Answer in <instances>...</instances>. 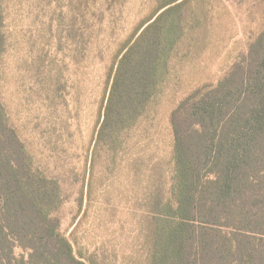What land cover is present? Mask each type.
<instances>
[{
	"label": "trees",
	"instance_id": "obj_1",
	"mask_svg": "<svg viewBox=\"0 0 264 264\" xmlns=\"http://www.w3.org/2000/svg\"><path fill=\"white\" fill-rule=\"evenodd\" d=\"M244 1L246 51L216 79L195 77L162 118L155 100H163L160 80L169 73L168 65L159 73L163 41L173 46L169 64L184 58L180 42L200 23L206 51L215 53L235 28L228 27L234 18L227 0H151L111 58L96 121L72 168L63 145L37 151L13 122L3 93L7 22L24 0H0V264H100L77 236L100 194V149L109 138L113 151L125 134L146 129L166 157H129L117 170L128 178L115 188L130 189L137 231L124 264H264V0ZM34 2L26 0L28 10ZM70 198L68 236L62 219ZM16 248L28 259L16 257Z\"/></svg>",
	"mask_w": 264,
	"mask_h": 264
},
{
	"label": "rangeland",
	"instance_id": "obj_2",
	"mask_svg": "<svg viewBox=\"0 0 264 264\" xmlns=\"http://www.w3.org/2000/svg\"><path fill=\"white\" fill-rule=\"evenodd\" d=\"M150 1L35 0L30 11L24 0L7 22L3 93L15 126L34 149H44L48 153L47 144L57 141L65 150V166L73 168L74 154L82 152L96 121L111 58L130 35ZM227 4L234 18L228 27L235 30L230 38L222 36L225 38L218 44L221 45L218 53L206 51L208 38L204 32L206 27L201 23L190 31L191 37L189 35L180 42L179 49L184 57L181 60L171 59L168 64L173 56V46L164 48L163 41L159 73L164 74L167 65L169 73L167 81L163 79L164 75L160 80L163 100H155L161 106L162 118L168 102L173 98V101H179L187 95L195 77L211 73L216 79L226 66L246 51L247 22H250L246 9L249 4L244 0H227ZM172 41L174 43L176 38ZM155 45L162 46L158 41ZM182 84L186 88L181 87ZM153 119L151 116L148 123ZM154 130L151 127V134ZM149 135L148 129L129 132V138L125 134L117 140L119 153L116 149L111 151L109 138L100 149L97 176L100 194L77 234L84 253L94 255L100 264H124L127 260L123 255H133L137 231L130 209L132 198H129V188L123 191L115 188L120 182L128 181L124 172L121 174L117 170L126 168L127 159L133 156L136 159L153 156L157 160L156 153L165 162V148H157V141L147 138ZM164 137L166 139L165 133ZM74 213L75 204L70 198L62 219V232L68 236L74 228ZM15 256L28 259V254L20 248L15 249Z\"/></svg>",
	"mask_w": 264,
	"mask_h": 264
}]
</instances>
